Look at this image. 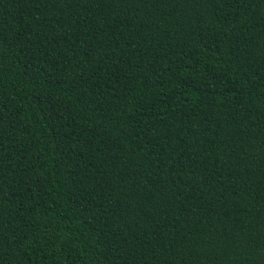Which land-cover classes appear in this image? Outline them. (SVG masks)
<instances>
[{
	"label": "trees",
	"instance_id": "trees-1",
	"mask_svg": "<svg viewBox=\"0 0 264 264\" xmlns=\"http://www.w3.org/2000/svg\"><path fill=\"white\" fill-rule=\"evenodd\" d=\"M0 264H264V0H0Z\"/></svg>",
	"mask_w": 264,
	"mask_h": 264
}]
</instances>
